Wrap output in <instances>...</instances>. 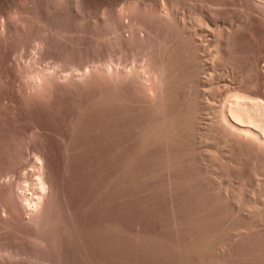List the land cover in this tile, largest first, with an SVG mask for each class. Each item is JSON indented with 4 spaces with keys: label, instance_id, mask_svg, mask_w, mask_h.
Listing matches in <instances>:
<instances>
[{
    "label": "bare ground",
    "instance_id": "1",
    "mask_svg": "<svg viewBox=\"0 0 264 264\" xmlns=\"http://www.w3.org/2000/svg\"><path fill=\"white\" fill-rule=\"evenodd\" d=\"M68 1L69 15L58 16L55 24L42 23V36L29 34L28 20L15 6L6 12L12 21L0 20V264H65L49 252L47 234L51 233L49 224L55 213L51 208L57 197V170H53L50 156L53 147L41 138L48 131L59 136L63 158L68 160L69 134L87 114L105 111L139 114L133 128L136 152L128 154L129 162L137 152L156 148L159 176L175 173V169L178 172L182 164L196 163L200 169L182 175L181 182L203 183L202 192L212 199L206 198L200 207L226 212L225 219L207 214L209 218L204 216L198 222L199 234L188 244L176 246L182 259L188 261L194 254L200 258L212 251L208 253L212 264H239L233 255L235 260H226L224 247L232 238L249 236L259 222L264 224V59H256L241 71L229 50L233 26L219 28L214 19L219 26L209 28L215 15L204 7L205 2L221 1L220 5H225L227 0H204L201 7H185L183 14L178 11L184 8H179L181 0H131L108 12L104 8L99 17L95 15L98 18H90L80 0ZM239 1L244 24L264 25V0ZM208 8L211 11V4ZM58 23L67 29L57 28ZM89 26L92 29L87 30ZM208 33L211 37L206 39ZM25 40L32 43V52L28 54L27 49V56L24 54L29 58L22 56ZM11 46H16L17 53L8 56ZM27 114L37 122L20 140L13 124ZM44 115L48 120L62 121L59 126L64 128L51 129L49 122L41 126ZM44 249L49 255L42 253ZM254 254L246 258L252 264H264V259L259 260L263 254L259 259Z\"/></svg>",
    "mask_w": 264,
    "mask_h": 264
},
{
    "label": "rangeland",
    "instance_id": "2",
    "mask_svg": "<svg viewBox=\"0 0 264 264\" xmlns=\"http://www.w3.org/2000/svg\"><path fill=\"white\" fill-rule=\"evenodd\" d=\"M62 1V3H56L54 0H0V20L5 19L6 21V19L8 18L6 22L12 21L11 18L7 17L6 12L9 11V8L10 10H12L15 6L16 10L21 9L24 13H22L23 16L21 14L20 16H25V18L28 20L27 28L29 29V31H27L29 32V34L33 36H42L43 33L41 30L43 24L47 23L48 21V23L53 22L55 24V22L57 23L56 20H58V16L59 18H63L69 15L67 7L69 8L70 1ZM81 1L82 0H80L81 8L84 11L89 12L90 18H98L102 14V12H105V9H107L106 12H108V10L110 9H116L117 6L118 8H120L126 1L128 2L131 0ZM152 1L155 2L156 0H151V3ZM227 1H223L224 3H226L225 5H220L221 1H219V3L218 1L217 3L205 2L204 7L206 6L205 8H207L209 12L213 14H211L212 16L215 15V17L212 18L213 20H216V23L215 20L214 22L213 20L211 22L213 24L219 23L221 25H218L219 28L223 27L224 24H227L226 28L228 29H231V25L233 26V28L230 30L231 33L234 32L233 36H231L230 34L231 37H229L231 40L228 39V41L231 42V44L228 43L229 47L231 46L230 48H232L233 50H231L229 47L228 48L230 52L232 51L231 53L234 52L231 55H233L232 58L237 67L240 68L241 71H244L245 69L247 70L256 59H264V25L260 22H257L259 23V25L256 24L257 26L255 25L256 22H252V24L250 23L251 25L249 23V25L244 24L245 21L243 20V14L241 11V2L239 0H230L231 2L229 0ZM147 2H149V0ZM203 2L204 0H181L179 8H181V6L184 8H181L178 11L184 9L183 12L185 13V7L187 9L191 6L196 5V7H198V5H200L199 7H201ZM210 4L212 7L211 11L208 8V5ZM50 5H52L51 8ZM56 5L59 6L55 8ZM61 5L62 7H60ZM10 6L12 7V9ZM18 11L20 12V10ZM183 12L181 11L180 13H178L183 14ZM65 13L66 15H64ZM1 15H3L4 18H1ZM95 15H97L98 17ZM31 18L34 20H32ZM211 22L209 28H211V26L215 28V26L217 25H213ZM57 26L56 27L61 30L67 29V27H64L65 25L62 23H58ZM1 27L2 26L0 23V28ZM86 29L89 30L92 28L89 26V28L87 27ZM126 30L127 29L125 28V30L123 31L125 32ZM208 32L210 33V31ZM201 37H203V40H206L211 36L210 34L206 35V39L204 38V36ZM86 39H83V42L85 44L88 42ZM24 42L26 43L23 44V51H21L22 53H25H20L21 51L18 49V54H22V56L25 54L27 56V49L29 52L28 54L32 52V43L29 40H25ZM15 47L11 46L7 49V55L9 54L8 56H10V54L14 52L15 54L17 53V49ZM100 49L101 51H99V53L103 52L104 47H101ZM117 54L118 53L114 54L116 56L113 55L114 58L117 57ZM25 55L24 57H26ZM98 55L100 56L101 53ZM29 57L30 56L26 58ZM26 58L24 59L26 60ZM114 60H117V58H115ZM124 60L125 57L123 58V61ZM44 62L46 63L47 60H45ZM223 90L224 88L220 90V92L222 91V94L220 92L219 94L223 95ZM130 112H128V116L126 115L127 112H121V114L124 115L123 118H121V114H114L113 111H105V113L102 112L103 114L97 112H95V114H93L94 112L87 114L90 117L88 116L87 118L86 115L85 120L82 118L84 121L81 119V121L77 124V130L74 131L75 133L73 132V134H69V137L67 138L69 146L71 145L68 153V157L70 158L68 160H65L63 158V153L65 152L62 148L63 145H61L63 144V142H60L61 139L59 136L50 134V131L43 134L44 136L42 135L43 139L41 138V140H44L43 142L45 144L50 145L54 148H52L50 156L53 162V170H57L55 172L57 180V197L54 200L55 203L53 207L51 208L52 210L54 209L53 211L55 213L52 212L51 217H53L51 218V223L49 224L51 225V233L47 234V238L50 239L48 246H51L49 252H54L50 255H54V257L56 256L57 259L61 258V262L65 264H212V256H210V260L208 259V253H210L209 251L201 254L203 256H201L200 258H198V256L195 254L191 255L190 260H186V262L182 259L181 255L176 250V246L181 245V243L182 245L188 244L194 236L199 234L198 232H200V230H197L199 228H197V225L198 222L200 223L201 219L208 217V215L210 217L211 214V218L216 217L220 219L224 214H226V212L223 211V214V212L221 213L220 211L219 213V211L217 210L216 212H214V210L204 211V209L200 207V204L202 203V201H207L208 198H212L206 193L202 192L203 183L191 182L189 184H185V186L184 183L181 182L180 178L182 175L188 176L192 173L194 174L197 169H200L199 165H197L196 163L192 162L193 165H191V163H189L190 165L186 163V165L182 164V167L180 166V169L182 168L186 171V173L188 172L187 174L185 173L186 175L184 174V171H180V169L178 168V172L176 171L177 169L174 170L175 173L177 172L176 176L172 171L169 174L171 177H168L169 175H166V173H163L164 175L160 173L159 176V172H157L156 153L159 152V149H148L147 151L145 150L146 152L143 151V154H139L137 152L139 157H137L138 155L136 153V155L133 156L134 158H131V162H129L130 159L128 161L129 155L136 152V150H134L135 145L133 139L135 129L133 130V128H135V124L138 123V118L140 119L138 113L136 116V113ZM67 113H69V111ZM67 113L66 115L68 116L69 114ZM131 114H133V116ZM27 115L13 124V127L17 128H14L15 130L13 129L15 132L17 130L16 138H19L20 140L23 136L28 134L27 131H29V129L37 122L30 114ZM112 115H114V117H112ZM117 115L119 116V118ZM29 116H31V118ZM47 120L48 119L46 115L42 116V122L40 123L41 126L46 127L48 125V127L51 129L54 126L53 129L56 128L55 130L57 131H61V129L64 128V126H59V124L63 125L62 121L56 120V122L55 120L51 119L48 121ZM43 121L45 122L43 123ZM17 122L23 129L20 128V126L17 127L15 125L17 124ZM59 127H61L60 130H58ZM46 134L49 135L47 136ZM20 140L17 139V142H19ZM192 166L195 169L192 168ZM155 169V172L151 171ZM156 172L157 175H155ZM172 176L174 177L173 179ZM203 193L208 197L206 195L204 196ZM200 197L205 198V200ZM202 209L203 211L201 212ZM227 213L229 215V212ZM224 216L226 217V215ZM223 219L225 218L223 217ZM65 226L67 228H65ZM256 226H258L259 228H255V230L251 232L252 235L251 233L249 234L250 237L248 235H245L242 237L239 236L240 238H234V241L232 238L230 240L231 243L230 241H226V244L229 245L230 243V245L227 246V248L230 247L229 249H227L226 246L223 249L227 250L226 252L224 251V256L228 254L226 256L227 261H233L236 259V262H238L239 264H252L249 259H247L248 256L246 258V255H249L251 253H255L254 255L257 256L256 258L258 259L261 258L260 255L263 254L262 258L259 260L261 261L264 259V224H260L259 222L258 225L256 224ZM4 239V241H6L7 238L4 237ZM6 242H8V239ZM241 249H243L245 252ZM260 249L262 252L260 251ZM43 251L44 252L42 253L49 255L48 249H44ZM229 255L232 258H230ZM232 255L236 258L234 257L235 259H233ZM193 261H195V263ZM204 261L205 263H203Z\"/></svg>",
    "mask_w": 264,
    "mask_h": 264
}]
</instances>
